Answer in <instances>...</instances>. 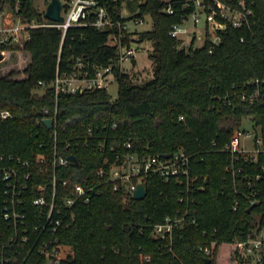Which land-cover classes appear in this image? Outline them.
Instances as JSON below:
<instances>
[{"label": "trees", "instance_id": "1", "mask_svg": "<svg viewBox=\"0 0 264 264\" xmlns=\"http://www.w3.org/2000/svg\"><path fill=\"white\" fill-rule=\"evenodd\" d=\"M101 1L113 18L121 17L124 0ZM245 1L252 10L247 23L233 26L219 17L226 23L216 29L219 41L214 42L206 28L203 44L194 46L193 38L188 48L180 47L181 40L170 30L195 11V1H141L132 17L150 15L152 20L150 29L139 32L140 41H152L148 53L152 77L143 83H134L115 65L118 48L108 40L116 26L100 30L91 24L73 25L63 35L56 26L32 25L21 46L0 42L3 55L7 52L14 60L10 66L6 62L10 69L0 74V111L10 112L6 118L0 115V154L20 156L30 164L26 169L35 170L37 153L50 159L55 145L61 150L67 138L74 140L92 127L88 146L69 149L77 162L56 170L61 178L94 184L90 200L77 202L69 227L59 231L61 240L73 249L60 264H172L168 241L153 237V225L186 208L195 223L175 230L172 238V250L184 264H218L222 244L245 238L254 227H264V151L255 160L244 161L242 155L222 150L244 116L254 128L260 127L264 139V0ZM0 4L25 22L52 21L43 16L35 0H0ZM168 6L172 12L166 10ZM22 50L27 60L19 67L16 54ZM78 57L88 76L94 75L96 67L113 65L118 82L115 98L106 88L63 92L57 97L50 87L36 91L39 81L48 83L57 72H71ZM255 89L258 100L241 99L242 92L250 94ZM55 100L56 125L48 127L40 120L42 109ZM104 138V149L92 145ZM126 139L133 143L129 150L141 153L164 154L182 148L192 154L190 174L198 176L195 186L187 191L174 179L148 174L144 199L112 190L107 177L96 171L103 158L111 155L107 143L126 152L122 147ZM50 179L47 172L30 180L25 202L29 217L34 215L31 199L38 195L32 190L34 183ZM28 248L24 244L9 249V264L45 263L36 248L30 252ZM140 253L150 254V259L144 260Z\"/></svg>", "mask_w": 264, "mask_h": 264}, {"label": "built area", "instance_id": "2", "mask_svg": "<svg viewBox=\"0 0 264 264\" xmlns=\"http://www.w3.org/2000/svg\"><path fill=\"white\" fill-rule=\"evenodd\" d=\"M197 5L206 12V23H210L216 29L223 28L226 24L219 17L229 21L233 26H240L247 23L248 15L252 14V10L247 7L245 0H209L208 2L200 0ZM6 7L0 4V42L5 44L7 41L9 44L15 41L20 42L19 30H23L22 37L24 38L22 39H26L28 37L27 28L32 25L56 26L62 30L63 35L73 25L91 24L100 30H109L116 26L117 31L109 34V40L112 41L108 40V43L117 46L118 56L115 65L123 72L124 70L120 65L136 54V49L129 44V41H125L131 30L129 21L132 20L135 25L144 21L142 18L124 15L122 12L120 18H113L101 0H67L62 10L64 16L62 21L25 22L16 15L15 11L9 8L11 10L9 19L12 24L7 26L4 23L7 19L4 14ZM196 9L192 13L195 24L200 21V17L195 15ZM166 10L168 12L173 11L171 6H168ZM13 13L16 17H13ZM183 22L174 24L170 34L184 43V37L180 34H185L188 28L182 25ZM112 67L111 64L105 67H96L94 75L88 76L87 70L82 71L83 61L78 57L71 72H57L52 81L48 83L39 81L38 85L39 88H52L56 97L63 92L76 93L78 87H80V92L86 89H107L112 79L117 81ZM241 99L253 103L259 99V90L255 89L250 94L244 91L241 93ZM262 99L264 103V97ZM58 110V103L55 100L52 106L43 107L40 120L44 123L45 119L51 118V127L55 126ZM0 115L6 118L10 112L9 110H2ZM80 125L84 126L83 123ZM242 125L234 129L229 142L222 147V150L233 153V155L235 153L240 154L244 161H252L256 159L260 151H264V139L259 126L254 128L255 133L253 135V133L244 130ZM81 133L82 135L78 134L74 140L67 138L61 150H58L55 145L50 159L42 152L37 153L35 170L26 169L30 164L20 156L9 153L0 154V264H9V249H18L24 244L29 245L28 252L36 248L44 256L45 263L48 264H60L70 255L68 252L64 256V244L59 231L69 227L72 218H74V205L77 202L90 200L94 191V184H84L69 177L61 178L57 175L56 170L59 168L67 169L72 161L69 155L73 153H68L72 146L80 144L88 146L90 144L89 136L92 133V127H88L85 132L82 131ZM54 136L55 142H57L56 131ZM247 138H251L250 143L247 142ZM92 145L102 150L106 146V138L97 143H92ZM132 146L133 143L130 139L124 140L122 147L128 150L121 152L114 143H107L111 155H106L103 158L96 173L98 176L107 177V182L111 183L112 190H122L132 196L136 185L145 181L144 178L148 174L159 175L165 180L174 179L184 184L187 191L191 189V186H195L198 176L190 174L192 154H188L179 148L171 152L170 156L164 157L163 154L129 150ZM47 172L51 174L49 182H36L33 185L32 190L38 192V195L31 199L34 215L29 217L25 206L26 197L29 195L26 194L29 182L36 174ZM184 197L182 195L180 200L182 201ZM187 201H189L188 197ZM189 223H195V217L189 208H186L183 212L177 211L175 214L165 216L163 221L153 225V237L168 241V251L174 257L172 264H184L172 250V238L175 230ZM231 244L233 253L242 257V260L251 259L254 263L261 264L264 257V227L259 228L257 226L250 229L245 238L235 239ZM205 252L210 253V249L206 247ZM140 256L144 260L150 259V254L140 253ZM244 263L248 264L247 262Z\"/></svg>", "mask_w": 264, "mask_h": 264}, {"label": "rangeland", "instance_id": "3", "mask_svg": "<svg viewBox=\"0 0 264 264\" xmlns=\"http://www.w3.org/2000/svg\"><path fill=\"white\" fill-rule=\"evenodd\" d=\"M143 1V0H141ZM163 1H168V0H163ZM196 3V12L195 15L200 17V21L195 24L194 23V15L191 13L187 16V18L185 19V21L183 22V26L188 28V31L185 34H180L182 37H184L185 42L183 43L180 42L179 46L180 47H184V48H188L189 44L191 42V40L194 38L193 40V44L194 46H201L204 42V38H205V32H206V28L209 31L210 34V38L214 41V42H218L219 38L216 35V27H214L213 25H211L210 23H206V12L199 8V6L197 5V3L200 0H194ZM49 2V0H35V4L38 7V9L40 11H44L45 7L47 5V3ZM11 10H9L8 7L5 8L4 14L5 17L7 18L6 21L4 23L7 24V26H11V22H10V15L9 12ZM13 17H16L15 13H13ZM9 19V20H8ZM34 22V21H33ZM31 22V23H33ZM129 25L131 27L130 30V34H128L129 36V44L132 45L133 48L136 49V54L129 60H125L124 63L122 65H120V67L129 74L130 79L134 82V83H143L145 81H147L148 79H150L152 77V72H153V64L150 60V58L148 57V53L150 51L149 48L152 47V45L150 43H147V40H139V32L143 31V30H147L150 29L152 27V20H151V16L150 15H146L144 17V21L140 24L135 25L133 23L132 20L129 21ZM24 34L23 30H19V35L21 36V40L19 41H15L13 43L9 44V41H7V46H21V43L23 41L22 35ZM112 41V40H109ZM4 54H6L3 58V60L0 61V74H5L7 71H9V67L12 63H14L13 58L10 56V54L7 52H5ZM17 58L16 60L18 61V65L19 67H21V64L24 65L25 61L27 60V53L23 52V50L21 52H18V54H16ZM6 62H8L7 66L5 65ZM3 63V64H2ZM9 68V69H8ZM109 94L115 98L117 96V91H118V82L115 81L114 79H112L111 82H109L108 88H107ZM38 93H42L44 91V88H39L36 90ZM242 128L244 130H246L247 132L250 133H255L254 130V123L252 120L248 119L247 116L243 117L242 119ZM250 139L251 138H247V142L250 143ZM63 250H64V256L69 252V254H72L73 249L71 247L70 244L63 242ZM231 247L232 244L231 243H225L222 244L220 246V250H219V257H218V264H240L237 261H240L242 264H245L244 262H247L248 264H256L254 263L251 259L249 260H242V257H239L236 253H233L231 251ZM233 248V247H232ZM231 251V252H230ZM233 258H236L237 261L232 260ZM48 264V263H45ZM258 264V263H257ZM260 264V263H259Z\"/></svg>", "mask_w": 264, "mask_h": 264}, {"label": "water", "instance_id": "4", "mask_svg": "<svg viewBox=\"0 0 264 264\" xmlns=\"http://www.w3.org/2000/svg\"><path fill=\"white\" fill-rule=\"evenodd\" d=\"M141 0H124L122 4L121 12L124 15H133L135 14L140 6ZM65 0H49L47 3L45 10L43 11V16L50 20L54 21H62L64 16L62 14V10L65 7ZM3 53L0 51V60L3 58ZM76 93H80V87L76 89ZM46 126H52V119L47 118L44 120ZM164 157L170 156V153H164ZM69 158L72 161L77 162V158L75 155H69ZM147 195V183L145 181L139 182L136 185V188L133 191L132 197L134 199H144Z\"/></svg>", "mask_w": 264, "mask_h": 264}, {"label": "crops", "instance_id": "5", "mask_svg": "<svg viewBox=\"0 0 264 264\" xmlns=\"http://www.w3.org/2000/svg\"><path fill=\"white\" fill-rule=\"evenodd\" d=\"M148 42L147 43H150L151 45H152V41L151 40H147ZM150 50L152 49V47L151 48H149Z\"/></svg>", "mask_w": 264, "mask_h": 264}]
</instances>
